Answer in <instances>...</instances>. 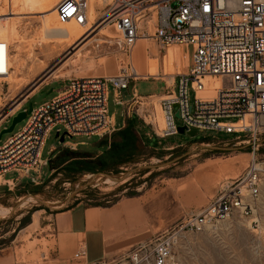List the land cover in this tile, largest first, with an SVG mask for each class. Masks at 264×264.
Returning <instances> with one entry per match:
<instances>
[{"label":"built area","instance_id":"built-area-1","mask_svg":"<svg viewBox=\"0 0 264 264\" xmlns=\"http://www.w3.org/2000/svg\"><path fill=\"white\" fill-rule=\"evenodd\" d=\"M151 6L156 13L153 34ZM87 9L88 0H62L57 6L59 21L85 24ZM106 21L120 34L115 44L126 59L125 67L118 74L67 78L56 96L33 106L23 127L0 142V182L7 179L11 185L25 177L37 182L48 165L42 157L47 139L58 128V137L63 132L62 136L90 138L116 130L115 114L108 108L110 89L115 104L124 108V118L136 116L157 138L179 133L180 126L235 133L237 143H246L252 154L243 174L221 187L200 210L183 214L109 261L91 263L182 264L180 247L188 235L226 222L235 213L251 218L254 226L259 220L255 206L264 190V161L257 160L264 139V0H113L101 20ZM148 37L160 52L179 44L190 58L186 71L166 84L158 100L163 126L153 95L124 98L130 82L144 78L137 75L131 56L136 42ZM10 52L11 47L0 41V78L11 70ZM10 172L18 175L9 178ZM86 254L83 244L76 258L83 260Z\"/></svg>","mask_w":264,"mask_h":264},{"label":"rangeland","instance_id":"rangeland-1","mask_svg":"<svg viewBox=\"0 0 264 264\" xmlns=\"http://www.w3.org/2000/svg\"><path fill=\"white\" fill-rule=\"evenodd\" d=\"M61 1L50 0L48 9L45 8V12L41 13L44 11L39 9L42 4L34 5L35 8L30 5L31 2L14 4L9 0H0V19L12 17L7 21L14 23L13 27L16 30H13L15 35L12 33L11 39L9 37L8 40V45L11 47L12 75L9 79H0V125L5 121L10 124L12 116L18 111L17 104L29 100L33 93L39 90H43L42 94H44L52 89L44 100L51 99L66 85L67 78L118 74L126 65V59L115 43H105L95 49L90 45L93 43V34L84 40L83 38L77 40L86 29L80 28L74 21L68 24L65 20L64 23L76 31V36L68 39L62 36L48 38L44 36L42 30L44 18L54 19L52 26L63 23L57 16V6ZM101 1L93 2L90 27L97 19L102 20L106 17L112 8L113 0ZM154 4L155 2L150 5ZM13 11H16L17 15H9L14 13ZM149 15H152L150 33L153 34L155 32L153 24L156 20L154 9L150 10ZM109 29L111 32H116L113 27ZM144 43L141 41L136 44L135 57L137 60H141L142 57L150 58L151 68L146 71L139 69V72L141 75H159L130 82L128 88L123 90L125 99L131 98L136 91L140 95L165 93V86L170 82L169 76L183 72L179 70L186 62V47L179 44L169 46L167 57L164 56L166 50L160 52L159 46L154 41L149 39V42L144 41ZM153 43L157 51L153 49ZM86 47H89L87 49L92 50V53L86 52ZM136 59L134 58L137 67ZM17 65H21L20 69H17ZM193 98L194 92L191 91V101ZM159 99L160 97L155 98L157 108H159L157 102ZM39 104L34 103L33 106ZM108 108L110 115L115 114L117 128L126 124L131 118H124V108L115 104L112 89H110ZM132 118L147 143V149L138 160L112 165L104 170L100 160V155L104 151L101 146L103 140L100 139H107L108 143H111V135L115 131L90 138L65 135V142L61 143L60 138L64 133L62 132L58 137V128L48 137L43 150L42 157L48 160V165L42 169V177L37 182L25 177L14 184L1 185L0 256H12L15 263L36 261L44 263V260L50 257L49 249L54 242L51 237L52 217L56 212L68 207L78 204L95 205V203L111 205L122 197L138 195L149 189L171 187V185L183 189L186 187L185 183L192 179L202 166L208 164L219 166L230 160L237 162V169L232 176L238 177L246 171L251 162L252 154L248 145L238 144L236 140L238 136L235 133L207 130L191 137L186 132L157 138L146 123L136 116ZM175 122L179 125L183 123L178 117H175ZM24 124L25 121L17 124L15 132ZM12 134H4L2 140ZM82 141L85 143L80 146L74 144ZM53 147L54 150L51 151ZM257 160L264 161V139L257 153ZM144 166L151 167L140 169ZM17 175L15 172L7 173L9 178H15ZM113 176L117 178L127 176V178L113 184L106 183L105 180H111L109 177ZM4 181L1 180L2 183ZM220 188V184L214 187L207 198L208 202L217 195ZM255 210L259 219L256 226L251 225V218L235 213L226 222L188 235L180 247L182 264H264V190ZM35 219L38 225L35 224Z\"/></svg>","mask_w":264,"mask_h":264},{"label":"crops","instance_id":"crops-1","mask_svg":"<svg viewBox=\"0 0 264 264\" xmlns=\"http://www.w3.org/2000/svg\"><path fill=\"white\" fill-rule=\"evenodd\" d=\"M153 44V49L157 51L155 43ZM137 45L133 50V61L134 58L136 59L134 51ZM164 56L168 57V48ZM185 58L184 67L179 70L183 72H177L176 75L184 73L189 65L190 58L187 51ZM150 60L143 57L141 60L136 59L139 74V69L146 71L151 68ZM149 76L156 77L149 74L145 77ZM174 76L175 74L169 77L174 78ZM42 91L33 93L29 100L42 94ZM135 93L140 95L138 91ZM163 94H153V96L158 97ZM29 100L24 101L18 111L20 108L25 109ZM153 100L156 106L155 98ZM156 110L157 113L160 112L157 107ZM8 124L9 122L5 121L0 125V129L7 127ZM84 143L85 141L74 144L80 146ZM236 163L235 160H230L219 166L214 164L202 166L194 177L185 183L186 187L183 189L171 185V187L149 189L138 195L122 197L111 205L78 204L58 211L52 217L51 237L54 242L49 249L48 260H44V263L39 261L15 263L12 256L3 255L0 256V264H91L102 260L109 261L135 244L156 235L167 225L178 221L181 215L205 207L209 203L207 198L216 185H221L225 179L237 177L232 176L237 169ZM6 180L0 183V187L2 184L7 185ZM34 222L38 225L37 219ZM83 244L87 254L83 260H80L76 258V254Z\"/></svg>","mask_w":264,"mask_h":264},{"label":"bare ground","instance_id":"bare-ground-1","mask_svg":"<svg viewBox=\"0 0 264 264\" xmlns=\"http://www.w3.org/2000/svg\"><path fill=\"white\" fill-rule=\"evenodd\" d=\"M10 1V3H13L14 2V4L15 3H19V2H23V3H28V2H31L30 3V5H32V6H34V5H36V6H38L37 4H42V5H40L41 6V8L39 7V9L41 10V9H43L44 11L43 12H41V13H44L45 12V8H47L48 6H49V1L50 0H9ZM99 1H101V0H99ZM103 1V0H102ZM101 1V2H102ZM53 2V1H52ZM93 2H94V0H88V9H87V13H88V21L85 23V24H78V23H75V24H77L80 28H85L86 29V31L77 39V40H79L80 38H83L82 40H84V39H86V38H88L89 36H90V34H93L92 36H93V43H90V45H93V48H95V49H97V48H99L101 45H103V44H105V43H110V44H113V43H115L117 40H118V38L120 37V34L118 33H116V32H111V31H109L110 29L109 28H111V27H113V25L112 24H110V22L109 21H106V22H101L100 23V21H101V19H97L96 20V22L90 27V25H89V20H90V18H91V11H93ZM54 3V2H53ZM29 4V3H28ZM104 4V3H103ZM30 5H29V8H30ZM90 5L92 6L91 8H90ZM28 6V5H27ZM35 7V6H34ZM33 7V8H34ZM36 8V7H35ZM34 8V10H36ZM96 8V7H95ZM32 9V8H31ZM31 9H29L30 11H31ZM48 9V8H47ZM150 9H153V6H151L150 7ZM34 10L32 11V12H34ZM38 10V9H37ZM42 11V10H41ZM14 12V11H13ZM16 12V11H15ZM15 12L14 13H10L9 15H13V14H15ZM36 12V11H35ZM15 15H17V14H15ZM14 15V16H15ZM58 16V15H57ZM53 17H55V16H53ZM10 20V19H12V17H10V18H2V19H0V41H4V42H6L7 43V45H8V40H9V37H10V35H12V33H13V35H15L14 34V31L13 30H15L14 29V23L12 24V22L10 23V22H8L7 20ZM53 21H54V19L52 20V18L51 17H46V18H44V26H43V28H42V30H43V32H44V36H46L47 38L48 37H50V36H62V38L63 37H65L66 39H68V38H70V37H72V36H76V31H74V30H72L70 27H69V25H66L64 22L63 23H56L57 25H54V26H52V24H53ZM73 20H66V22L68 23V24H70L71 22H72ZM55 23V22H54ZM87 25H89L88 27H87ZM100 25H102V26H100ZM79 27H77V28H79ZM100 27V28H99ZM79 30V29H78ZM94 31V33H93V31ZM16 31V30H15ZM89 31H92V33H89ZM99 35H102L103 37H98ZM10 39H11V37H10ZM149 39L152 41L153 39L152 38H150V37H148V38H140V40H138L137 42H143L144 43V41H147V42H149ZM57 40V39H56ZM154 41V40H153ZM136 42V43H137ZM145 44V43H144ZM174 45V44H173ZM136 46V45H135ZM89 49V47H86L85 49H86V52H88V53H92V50H88ZM92 48V49H93ZM168 48V47H167ZM88 50V51H87ZM79 51V50H78ZM77 51V52H78ZM11 53V52H10ZM10 53H9V55H8V57H7V63H8V67H10V72L8 73V75H6V76H4V77H1L0 79H9L10 78V76L12 75V67H11V63H10V58H11V55H10ZM90 55V54H89ZM89 57V56H88ZM86 58V57H85ZM131 58H132V56H131ZM15 60H18V59H15ZM19 61V60H18ZM17 63V62H16ZM133 64H134V61H133ZM24 65V64H23ZM134 66H135V64H134ZM20 67H21V65H17V69H20ZM23 67V66H22ZM135 68H136V66H135ZM136 71H137V68H136ZM137 75H140L141 77L143 76V74L141 75V74H139L138 73V71H137ZM147 75V74H146ZM146 75H144L143 77L144 78H147V77H145ZM158 75L159 74H157L156 75V77H158ZM169 81L170 82H168L169 84H172L173 82H174V78L173 77H170L169 78ZM212 81H214V82H216V84H218V82H219V80H217L216 78H213V80ZM165 94V93H164ZM163 94V95H164ZM162 95V96H163ZM162 96H158V97H162ZM157 96L156 97H154V98H158ZM22 104V102H20V103H18L17 104V107L18 106H20ZM158 106H159V109H160V112L159 113H157V115H158V121L161 123V126H163V124H164V122H163V118H162V109H161V106L159 105V101H158ZM121 176V175H120ZM123 176V175H122ZM118 178H120V177H118ZM127 178V176L126 177H124L121 181H124V179H126ZM111 179V178H110ZM236 179V178H235ZM233 179H231V180H224V182H222L221 183V187H223V186H225V184H229L231 181H232ZM106 181V183H111V184H113L114 182H119V181H116V180H114V179H111V180H109V179H106L105 180ZM120 181V182H121Z\"/></svg>","mask_w":264,"mask_h":264},{"label":"trees","instance_id":"trees-1","mask_svg":"<svg viewBox=\"0 0 264 264\" xmlns=\"http://www.w3.org/2000/svg\"><path fill=\"white\" fill-rule=\"evenodd\" d=\"M111 135V143L107 139L103 140L101 145L104 148L103 154L100 155L102 168L109 169L112 165L136 161L143 156L147 149L146 140L142 138L137 123L133 118L127 120L126 124L119 126ZM91 171H95L91 169ZM96 206L101 205L95 203Z\"/></svg>","mask_w":264,"mask_h":264},{"label":"water","instance_id":"water-1","mask_svg":"<svg viewBox=\"0 0 264 264\" xmlns=\"http://www.w3.org/2000/svg\"><path fill=\"white\" fill-rule=\"evenodd\" d=\"M52 92V89L49 90L48 92L44 93V94H40V95H36L35 97H33L31 99V101L28 103V106L26 109L20 110L17 113H15V115L12 117L10 124L8 125V127H4L1 132H0V141L2 140V137L4 134H11L14 133L15 129H16V125L23 122L28 115L31 114L32 112V108L34 103H40L42 102L45 98H47V96L49 95V93ZM179 133H188L189 136H194L196 135L198 132H200V130L196 129V128H192L191 130H187V128L185 126H180L178 128ZM61 143H64V136H62L60 138ZM151 166H144L140 169H144V168H149ZM111 179H114L116 181H121L123 178H117V177H109Z\"/></svg>","mask_w":264,"mask_h":264}]
</instances>
